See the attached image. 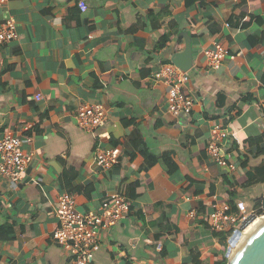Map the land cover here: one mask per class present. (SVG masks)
I'll return each mask as SVG.
<instances>
[{
	"label": "crops",
	"instance_id": "1",
	"mask_svg": "<svg viewBox=\"0 0 264 264\" xmlns=\"http://www.w3.org/2000/svg\"><path fill=\"white\" fill-rule=\"evenodd\" d=\"M9 17L18 38L0 44V136L22 138L33 160L20 183L0 175V264H73L53 238L64 191L81 212L116 192L129 203L93 264H223L227 234L211 229L208 204L264 202V179L247 176L264 160V0H8ZM216 43L237 56L212 68ZM168 63L190 75L187 117L169 112L154 78ZM97 103L109 117L88 132L76 112ZM215 122L231 132L235 170L207 153ZM110 148L119 163L103 170L96 151Z\"/></svg>",
	"mask_w": 264,
	"mask_h": 264
},
{
	"label": "built area",
	"instance_id": "2",
	"mask_svg": "<svg viewBox=\"0 0 264 264\" xmlns=\"http://www.w3.org/2000/svg\"><path fill=\"white\" fill-rule=\"evenodd\" d=\"M8 0H0V8ZM82 8L86 5L82 2ZM18 38L17 24L13 17L0 22V44L9 43ZM208 63L212 68H219L225 58L235 59L236 54L220 43L205 51ZM154 78L167 85V107L176 118L187 117L194 107L193 97L184 91L190 80V75L173 64H162L154 72ZM42 94L36 99L41 100ZM264 114V97L260 101ZM109 117V110L103 104L80 105L76 112L77 123L88 132H94L103 126ZM231 132L222 123H213L207 145L210 159L218 166L236 169L231 161L229 141ZM120 149H98L96 162L103 170H108L119 163ZM33 160V154L23 149V140L12 134L0 136V175L15 183H20L26 174L27 168ZM129 209V203L123 192H116L105 200L97 210L81 212L77 209L75 196L64 191L58 198L55 215L58 225L53 232V238L58 246L68 253L73 264H93L95 254L101 248L104 234L112 231L123 214ZM189 216L195 217L192 210ZM208 221L212 230L227 234L228 250L231 252L239 245L247 234V230L255 221L264 219V202L258 207H251L245 201H237L236 209L225 201H219L216 196L208 204ZM255 219L244 227L251 217ZM238 238L235 243L232 239Z\"/></svg>",
	"mask_w": 264,
	"mask_h": 264
},
{
	"label": "water",
	"instance_id": "3",
	"mask_svg": "<svg viewBox=\"0 0 264 264\" xmlns=\"http://www.w3.org/2000/svg\"><path fill=\"white\" fill-rule=\"evenodd\" d=\"M251 217L244 227L252 222ZM227 264H264V219L261 220L231 252Z\"/></svg>",
	"mask_w": 264,
	"mask_h": 264
},
{
	"label": "trees",
	"instance_id": "4",
	"mask_svg": "<svg viewBox=\"0 0 264 264\" xmlns=\"http://www.w3.org/2000/svg\"><path fill=\"white\" fill-rule=\"evenodd\" d=\"M249 181L251 183H254L256 181H260L262 179H264V160L263 162L256 167L255 169H252L248 174H247ZM232 205V208L235 210L236 209V204L235 203H230ZM222 237H223V233ZM228 263V259L225 260V262L223 264H227ZM196 264H202V262L200 260H198L196 262Z\"/></svg>",
	"mask_w": 264,
	"mask_h": 264
},
{
	"label": "bare ground",
	"instance_id": "5",
	"mask_svg": "<svg viewBox=\"0 0 264 264\" xmlns=\"http://www.w3.org/2000/svg\"><path fill=\"white\" fill-rule=\"evenodd\" d=\"M262 220V219H261ZM261 220H258V221H255L254 223H252L251 225H250V227L248 228V230H247V234L259 223V222H261ZM246 234V235H247ZM245 235V236H246ZM237 238H238V235L236 234L235 236H234V238L232 239V242L233 243H235L236 242V240H237Z\"/></svg>",
	"mask_w": 264,
	"mask_h": 264
}]
</instances>
